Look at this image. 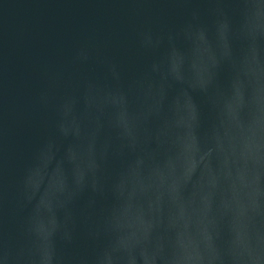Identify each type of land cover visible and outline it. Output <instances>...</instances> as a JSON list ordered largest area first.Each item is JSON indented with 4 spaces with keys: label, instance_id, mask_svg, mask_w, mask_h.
<instances>
[{
    "label": "water",
    "instance_id": "water-1",
    "mask_svg": "<svg viewBox=\"0 0 264 264\" xmlns=\"http://www.w3.org/2000/svg\"><path fill=\"white\" fill-rule=\"evenodd\" d=\"M0 264H264V0H0Z\"/></svg>",
    "mask_w": 264,
    "mask_h": 264
}]
</instances>
